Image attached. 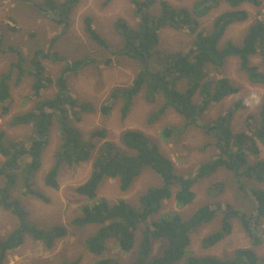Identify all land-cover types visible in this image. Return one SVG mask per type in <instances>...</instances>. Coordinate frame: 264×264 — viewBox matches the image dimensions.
<instances>
[{
  "label": "trees",
  "instance_id": "1",
  "mask_svg": "<svg viewBox=\"0 0 264 264\" xmlns=\"http://www.w3.org/2000/svg\"><path fill=\"white\" fill-rule=\"evenodd\" d=\"M130 1L134 5L139 23L137 27H132L124 19L116 21L115 31L124 42L119 52L110 50V44L95 30L93 19L86 18V34L93 43L111 51L112 57H125L142 66L131 85L115 88L109 97L114 102L123 101L124 117L128 115L136 98L145 91L148 99L154 103L160 96L165 99L158 117L173 108L184 117L185 127L201 125L202 115L213 103L240 91V87L226 77L209 79L210 67L221 69L230 59L239 61L240 69L246 73L252 85L264 86V72L251 61L259 52L264 55L263 19H256L240 44L227 41L222 45V39L231 25L249 19V13L240 8L251 5L261 9L262 0H198L191 9L175 8L167 0ZM79 2L80 0H43L36 6L40 14L49 12L66 29L70 25V15ZM156 4L161 7L158 15L150 12ZM221 4L228 5L230 9L214 19L210 32L199 31L200 20ZM167 27L189 29L195 36L193 47L187 52L165 53L160 56L159 33ZM32 36L35 37V34L32 33ZM53 39V43L57 41V37ZM0 52L14 53L16 56L9 71L0 74V107L4 112L8 111L4 103L12 97L13 74L16 72V84L21 83L26 76L33 79L32 97L36 100L33 109L12 120L13 125L32 127L28 145L20 141L7 142L4 132H0V155L4 158L0 166V179L4 181L0 187V209L19 220L18 226L7 236H0V264H5L9 252L21 247L27 237L42 243L51 251L59 240L68 235V228L63 225L51 229L38 227L29 219V212L17 196V192L24 189L21 193L23 197L32 196L48 201L34 185L43 169V154L54 128L60 133V143L54 154L53 165L45 176V185L57 189L60 171L65 166H79L93 161L89 178L76 188V192L94 203L81 206L79 214L70 225L79 229L96 227V231L85 241L89 252L102 256L95 264H120L119 261L104 256L109 242L113 240L117 242L122 253H131L136 243H139L131 264H178L181 261L183 264H264V258L254 249L264 244V237L258 230V224L264 219V191L252 192L256 209L250 216L229 204L223 211L205 206L189 219H184L179 213L160 215L164 202L172 199L174 187H177L174 199L178 207L185 208L196 198L194 186L197 182L211 177L221 169L236 173L240 180L248 178L264 185V159L261 158L264 153V102L258 116L251 114L247 117L244 131L235 132L231 125L234 115L247 109L241 99L235 100L228 112L217 118L212 126H207L208 132L215 138V146L221 152L202 164L196 175L184 177L176 174L172 161L161 153L159 145L151 144L140 131L128 130L123 133L122 143L130 151L126 152L110 141L103 142L108 136L105 129L92 131L85 136L76 126L85 114L95 112V108L78 102L71 93L69 80L84 67L97 64L98 60L92 59L90 62L91 59L87 58L73 63L66 60L68 63L65 68L56 78H52L46 73L44 61L64 62L65 59L58 52L36 50L29 59H25L21 49L3 48L1 38ZM156 59L165 65L158 72L153 71L150 65ZM113 60L110 57L101 63L108 66ZM181 81H187L185 90L179 88ZM51 85L56 88L54 97L42 99V91ZM198 94L202 97L200 104L194 101ZM110 110L108 105L101 107L103 114L107 115ZM174 132V128H165L163 137L169 139ZM251 157L256 158L255 162L250 163ZM150 168L161 177L163 183L159 187L148 189L137 203L124 199L113 202L98 200V189L106 180L119 181L120 188L126 191ZM225 188L224 182H217L211 186L208 194L217 197ZM222 213L221 226L202 240V247L209 249L228 238L233 232L232 220L236 218L240 219L244 229L252 237L253 247L240 248L228 259L213 255H191L189 248L192 234L202 226L212 223ZM157 241H164L165 245L159 255L153 256ZM80 262L81 259L64 261L61 264Z\"/></svg>",
  "mask_w": 264,
  "mask_h": 264
},
{
  "label": "rangeland",
  "instance_id": "2",
  "mask_svg": "<svg viewBox=\"0 0 264 264\" xmlns=\"http://www.w3.org/2000/svg\"><path fill=\"white\" fill-rule=\"evenodd\" d=\"M36 1H39L38 3L43 2V0ZM167 1L175 8L186 7L191 9L198 0ZM262 1L261 9L251 5H244L240 8L249 13V19L246 22L231 25L222 39V45L227 41L240 44L256 19L264 20V0ZM108 2L109 0H80L70 15V25L65 29L62 23L57 22L55 17L49 15V12L45 15L40 14L36 6L38 3L34 0L32 2L0 0L2 47L21 49L25 59H29L36 50L58 52L65 59L64 62L44 61L46 73L52 78H56L68 62L73 63L79 59L99 57L97 64L84 67L83 70H79L77 74L71 76L69 80L71 93L78 102L90 104L95 108V112L85 114L82 121L76 126L85 136L92 131L105 129L108 136L103 142L110 141L117 148L126 152L130 151L122 143L123 133L128 130L140 131L146 135L148 140L150 139L151 144L159 145L161 153L172 161L176 174L192 177L197 174L202 164L221 152L219 147L215 146V138L208 132L207 126H212L217 118L228 112L235 100L241 99L244 100L247 109L236 113L231 125L235 132L244 131L247 117L251 114L258 116L260 113L264 102V86L252 85L246 73L240 69L239 61L230 59L221 69L210 67L209 79L218 80L226 77L234 85L240 87V91L238 94L213 103L200 119L203 125L185 127L184 117L173 108H169L158 117L159 109L164 105L165 99L160 96L154 103L148 99L145 91L136 98L128 115L124 117L122 113L123 101L114 102L109 97L115 88H126L131 85L142 66L140 63L125 57H112L111 51L102 49L93 43L86 34V18L93 19L95 30L110 44V50L114 52H119L124 44L122 38L115 31L116 21L124 19L130 26L137 27L139 18L136 16L134 5L130 0H111L106 5ZM229 9L230 7L226 4L217 6L207 17L200 20L198 30L204 33L210 32L213 28L214 19ZM160 10V5L156 4L150 12L158 15ZM260 11L262 14H259ZM32 33L35 34V37L32 36ZM159 34L158 50L160 56L165 53L187 52L193 47L195 40V36L189 29L167 27L162 29ZM55 37H57V41L53 43ZM110 57L114 59L110 65L101 63ZM155 58L159 57L155 56ZM15 61L14 53L0 52V74L9 71ZM251 61L253 65L259 67L261 72H264V55L261 52L253 56ZM150 65L155 72L162 70L165 66L158 59L151 61ZM16 78L17 72L13 74L12 97L4 103L8 111L4 112L3 108L0 107V132H4L7 142L20 141L28 145L32 136V127L13 125L12 120L14 117L34 108L36 100L32 97L33 79L26 76L21 83L16 84ZM179 88L185 90L187 81H181ZM55 93L56 88L51 85L42 91L41 98H53ZM194 101L196 104H200L201 95L195 96ZM103 105L111 107L107 115L101 111ZM165 128L175 129L169 139L163 137ZM59 143L60 133L57 128H54L49 145L43 154V169L35 179V189L43 193L48 201H42L32 196L23 197L21 193L24 189L17 192V196L23 201L26 210L29 212V219L38 227L51 229L63 225L68 228V235L59 240L51 251L47 250L42 243L27 237L21 247L9 252L5 264H61L64 261L73 262L79 259H81L80 264H95L102 259V256L89 252L85 244L87 237L96 231V227L90 226L79 229L70 225L71 221L79 214L81 206L94 203V201L88 200L76 192V188L89 178L93 161L79 166H65L60 171L57 189L45 185V176L53 165L54 154ZM261 158L264 159V153ZM255 160L256 158L251 157L250 163L255 162ZM3 161L4 158L0 155V166ZM217 182H224L226 188L221 195L213 197L208 194L209 189ZM3 183V179H0V187ZM162 183L161 177L151 168L144 171L126 191L120 188L119 181L108 179L98 189V200L105 199L113 202L124 199L137 203L148 189L159 187ZM173 190L172 199L164 202V209L160 215L179 213L184 219H189L205 206H212V208L223 211L229 204L250 216L256 209V201L252 192L264 191V185L248 178H241L240 180L236 173L221 169L211 177L197 182L194 186L196 198L191 205L185 208L178 207L174 199L177 187H174ZM223 213L218 214L212 223L202 226L192 234V242L189 248L191 255H213L228 259L232 258L234 252L240 248L253 247L252 237L244 229L238 218L232 220L233 232L228 238L209 249L202 247V240L221 226ZM18 223L19 220L14 215L0 209V236H7L13 228L18 226ZM258 230L264 237V219L258 224ZM139 238L140 234L138 233L137 239ZM138 244L136 243L131 253H122L117 242L110 241L104 256L115 259L120 264H131L137 253ZM164 245V241L155 242L153 256L159 255ZM254 249L260 257L264 258V244L254 247ZM178 264H183V261Z\"/></svg>",
  "mask_w": 264,
  "mask_h": 264
},
{
  "label": "clouds",
  "instance_id": "3",
  "mask_svg": "<svg viewBox=\"0 0 264 264\" xmlns=\"http://www.w3.org/2000/svg\"><path fill=\"white\" fill-rule=\"evenodd\" d=\"M93 59H96V60H98L99 59V57H97V58H93ZM90 62L92 61V59L91 60H89ZM104 61V60H103ZM102 62V61H101ZM104 63V62H103ZM105 64V63H104ZM185 120V119H184ZM201 121V120H200ZM185 123V122H184ZM201 123V122H200ZM201 125H203L202 123H201Z\"/></svg>",
  "mask_w": 264,
  "mask_h": 264
},
{
  "label": "bare ground",
  "instance_id": "4",
  "mask_svg": "<svg viewBox=\"0 0 264 264\" xmlns=\"http://www.w3.org/2000/svg\"><path fill=\"white\" fill-rule=\"evenodd\" d=\"M60 57V56H59ZM59 59V58H58ZM63 59V58H62ZM97 68V67H96ZM150 140V139H149ZM122 150V149H121ZM247 164V163H246Z\"/></svg>",
  "mask_w": 264,
  "mask_h": 264
}]
</instances>
